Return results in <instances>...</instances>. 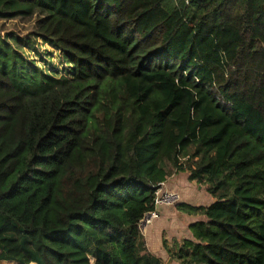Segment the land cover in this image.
<instances>
[{"label": "trees", "instance_id": "trees-1", "mask_svg": "<svg viewBox=\"0 0 264 264\" xmlns=\"http://www.w3.org/2000/svg\"><path fill=\"white\" fill-rule=\"evenodd\" d=\"M167 2L0 0L70 67L0 37L39 73L0 70V261L166 264L140 222L169 164L214 200L176 206L204 221L172 263L264 264V0Z\"/></svg>", "mask_w": 264, "mask_h": 264}, {"label": "crops", "instance_id": "crops-1", "mask_svg": "<svg viewBox=\"0 0 264 264\" xmlns=\"http://www.w3.org/2000/svg\"><path fill=\"white\" fill-rule=\"evenodd\" d=\"M188 172V171H186ZM189 174H171L166 178L163 189L168 194L180 195V200L173 205L161 206L157 209V218L151 225L142 230L147 251L153 256L161 259L166 264H173L168 257L165 248L173 250L175 245H180L184 241H192L193 237L188 226L204 218L189 216L181 213L175 208L178 205L190 207H209L214 200L201 187H195V181L189 180ZM196 188V189H195ZM18 264L15 262L0 261V264ZM35 264V263H31Z\"/></svg>", "mask_w": 264, "mask_h": 264}, {"label": "rangeland", "instance_id": "rangeland-1", "mask_svg": "<svg viewBox=\"0 0 264 264\" xmlns=\"http://www.w3.org/2000/svg\"><path fill=\"white\" fill-rule=\"evenodd\" d=\"M179 2L180 0H168L166 8L177 7ZM34 23L35 20L0 22V37L8 43L14 51L18 53L20 52L28 62H32L45 74L55 75L57 77H70V67L63 61L59 51L50 45L43 43L40 38L35 36ZM5 58L9 59L4 63L3 59ZM16 59L17 61L15 63L13 56L4 57L1 55L0 70L8 71L9 73L15 72L19 76L21 82L22 80L32 81L36 75H39L38 71H36L34 67L27 63L23 58L16 57ZM181 164H185L184 167H188L189 161L187 162V159H184L181 161ZM166 170L169 175H183L184 173L190 175L189 172L173 168L169 164H166ZM194 186L203 188V191H206L207 189V187L200 186L196 182ZM176 196L178 197L177 201L179 202L181 197L178 194ZM157 214H159V212H157ZM167 250L171 251L169 248L165 249V251Z\"/></svg>", "mask_w": 264, "mask_h": 264}, {"label": "built area", "instance_id": "built-area-1", "mask_svg": "<svg viewBox=\"0 0 264 264\" xmlns=\"http://www.w3.org/2000/svg\"><path fill=\"white\" fill-rule=\"evenodd\" d=\"M188 3V1H186ZM182 161V160H181ZM180 161V166L181 164ZM164 184H161L154 193V210L150 213H147L140 222L141 231L144 230L147 226L151 225L153 220L157 218V209L161 206H168L175 203L178 200V197L175 194H168L164 192Z\"/></svg>", "mask_w": 264, "mask_h": 264}]
</instances>
